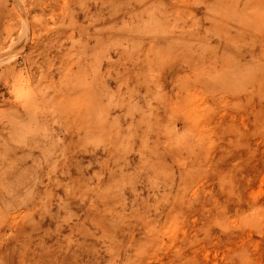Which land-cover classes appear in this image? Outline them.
<instances>
[{"label": "rangeland", "instance_id": "374dc122", "mask_svg": "<svg viewBox=\"0 0 264 264\" xmlns=\"http://www.w3.org/2000/svg\"><path fill=\"white\" fill-rule=\"evenodd\" d=\"M0 264H264V0H0Z\"/></svg>", "mask_w": 264, "mask_h": 264}]
</instances>
